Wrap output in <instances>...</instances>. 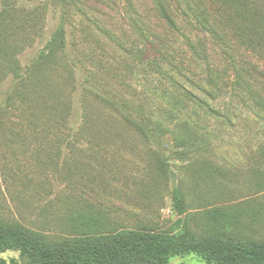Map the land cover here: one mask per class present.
<instances>
[{
    "label": "rangeland",
    "instance_id": "374dc122",
    "mask_svg": "<svg viewBox=\"0 0 264 264\" xmlns=\"http://www.w3.org/2000/svg\"><path fill=\"white\" fill-rule=\"evenodd\" d=\"M172 3L178 30L154 0H0V12L17 11L14 28L35 18L12 42L25 84L0 66V224L50 243L141 227L264 242V110L232 89L227 48ZM231 43L240 65L260 72L248 81L264 102V54ZM105 91L145 116L149 140L99 99ZM175 189L186 201L181 226ZM13 262L32 264L0 250V264ZM170 264L209 263L191 251Z\"/></svg>",
    "mask_w": 264,
    "mask_h": 264
},
{
    "label": "trees",
    "instance_id": "16d2710c",
    "mask_svg": "<svg viewBox=\"0 0 264 264\" xmlns=\"http://www.w3.org/2000/svg\"><path fill=\"white\" fill-rule=\"evenodd\" d=\"M173 1L178 5V9H182L188 21L211 35L215 44L227 48V52L225 49L224 51L231 59L228 70L233 72L232 89L242 91L246 104L252 102V106L264 110L263 98L248 81L254 73L260 72L240 65L238 58L229 52L233 46L231 41H235L241 48L264 54V0H154L160 17L170 29L178 30ZM55 2L67 5L70 0ZM27 16L31 17L30 14ZM17 19V11L12 7L4 8L0 12V66L5 67L6 74L12 73L16 82L25 84L17 60L18 50L12 42L18 35L27 39V28L35 18H25V25L14 28ZM16 30H21L20 34L15 32ZM190 48L194 52V58H204L205 53L204 50L201 51L200 43L195 45L190 42ZM47 59L44 54L40 56L32 70L30 68L31 72L38 73L37 69ZM210 75L209 82L215 83L219 88L214 80L220 78L219 74L211 70ZM98 95L99 99L119 114L131 128L150 139L145 116L142 113L135 116L129 100L106 91ZM152 157L156 165L168 174L167 157L159 151L152 152ZM206 172L202 171L205 177ZM172 201L179 217L178 225L186 224V201L179 189L172 192ZM12 249L20 250L32 264H170L173 256L191 251L201 253L209 264H264V242L241 240L229 234L210 235L206 238L183 234L175 238L149 227L128 228L76 238L73 241L50 243L23 227L0 224V250L4 252Z\"/></svg>",
    "mask_w": 264,
    "mask_h": 264
}]
</instances>
